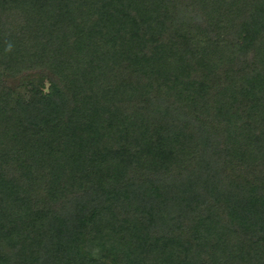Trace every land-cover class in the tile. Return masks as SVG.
Returning <instances> with one entry per match:
<instances>
[{
  "label": "trees",
  "instance_id": "obj_1",
  "mask_svg": "<svg viewBox=\"0 0 264 264\" xmlns=\"http://www.w3.org/2000/svg\"><path fill=\"white\" fill-rule=\"evenodd\" d=\"M0 264H264V0H0Z\"/></svg>",
  "mask_w": 264,
  "mask_h": 264
},
{
  "label": "rangeland",
  "instance_id": "obj_2",
  "mask_svg": "<svg viewBox=\"0 0 264 264\" xmlns=\"http://www.w3.org/2000/svg\"><path fill=\"white\" fill-rule=\"evenodd\" d=\"M228 21H232L235 22L236 25H234V31L237 27L238 30H241L239 28L240 24H239V19L235 18V17H231V19H228ZM226 21V23L228 22ZM238 21V22H237ZM203 23V22H202ZM239 25V26H237ZM229 34V33H228ZM1 78L4 80L5 84L10 87V89L13 91V94H15L17 91H19V75L15 76L11 71L9 70H2L1 71Z\"/></svg>",
  "mask_w": 264,
  "mask_h": 264
}]
</instances>
